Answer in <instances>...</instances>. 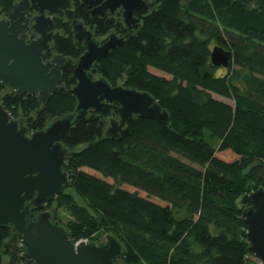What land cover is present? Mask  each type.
Returning <instances> with one entry per match:
<instances>
[{"label":"trees","instance_id":"obj_1","mask_svg":"<svg viewBox=\"0 0 264 264\" xmlns=\"http://www.w3.org/2000/svg\"><path fill=\"white\" fill-rule=\"evenodd\" d=\"M18 1L0 0V18ZM147 1L148 9L135 12L142 26L131 32L122 14L95 18L71 0L73 8L55 18L52 51L44 55L67 57L65 92L48 102L0 82L4 108L17 120L32 117L30 131L76 112L73 74L86 50L73 34L78 18L96 38L113 30L128 36L91 72L149 92L170 116L168 125L135 116L111 139L107 119L117 112L77 113L62 136L70 185L31 216L56 204L68 219L55 211L53 220L74 242L100 244L113 235L124 246L116 264H258L239 200L264 188V0ZM216 45L232 52L223 74L211 61ZM23 251L21 234L0 226V264L5 256L7 264H36Z\"/></svg>","mask_w":264,"mask_h":264},{"label":"water","instance_id":"obj_2","mask_svg":"<svg viewBox=\"0 0 264 264\" xmlns=\"http://www.w3.org/2000/svg\"><path fill=\"white\" fill-rule=\"evenodd\" d=\"M95 18H105L122 10V20L132 32L142 26L135 15L148 9L147 0H81ZM71 0H19L10 13L0 18V82L19 94H37L46 103L54 93H64L61 85L67 57L52 54L56 35L55 18L71 10ZM73 34L85 52L75 64L73 92L77 98L76 112L53 120L47 127L30 131L4 108L0 96V226H11L21 234L23 257L36 264H116L123 244L107 234L105 242L96 244L74 242L50 210L31 216V209H41L70 185L64 170L68 149L63 134L78 114L90 110L115 111L110 117L105 136L120 137L128 121L140 116L168 125L169 112L149 92L111 85L104 77L91 72L95 62L109 57L112 50L124 45L127 37L111 33L105 41L96 38L93 30L81 19H73ZM34 35V37H32ZM232 52L216 45L211 51L215 67L228 68ZM243 219L248 228L249 253L264 264V188L243 195Z\"/></svg>","mask_w":264,"mask_h":264},{"label":"rangeland","instance_id":"obj_3","mask_svg":"<svg viewBox=\"0 0 264 264\" xmlns=\"http://www.w3.org/2000/svg\"><path fill=\"white\" fill-rule=\"evenodd\" d=\"M112 32H113V33H117L115 30H113V31H111L110 33H108L106 36L98 37V39H99L100 41H105V40L107 39V37H108ZM117 34L119 35V33H117ZM119 36H120V35H119ZM150 70H151L152 72L156 73V74H159V75H163V76H167V77H169V76L166 75L165 73H162V72H160V71H157V70H155L154 68H150ZM225 72H226V68H221V69L218 71V74H223V73H225ZM96 77H99V76H96ZM120 83L123 85V82H122V81L119 82V85H120ZM215 97L218 98V99H220V100H223V101H225V102H228V103H231V104L233 103L230 99H227V98H224V97H221V96H218V95H216ZM110 117H111V118H118V115H112V116H110ZM110 117L107 119V122H108V126H107V128L110 126ZM18 121H19L20 123L27 124L28 119H27L26 117H21V118L18 119ZM85 170H86L87 172H89V173H92V174H95V175H98V176H99V174H97L96 172H94V171H92V170H90V169H88V168H85ZM108 181L113 182L111 179H108ZM125 188H127V189H129V190H131V191L135 190V189H134L132 186H130V185H125ZM141 195L146 196V194L143 193V192H141ZM153 200L156 201V202H160V203L164 204L162 201H160V200L157 199V198H153ZM56 209H57L56 204H53L52 207H51V209H50V211L52 212V215H54L55 211H57L58 215H60V217H61L64 221H67V219H68V215H67V213H66L64 210H62V209H59V210H56ZM105 237H106V235L101 239V241H99V243H100V242H101V243H104V242L106 241V240H105ZM254 260H255L258 264H263L262 261H261L260 259H258L257 257H254ZM8 261H9V258H8L7 256H5V257L3 258V263H4V264H7Z\"/></svg>","mask_w":264,"mask_h":264},{"label":"flooded vegetation","instance_id":"obj_4","mask_svg":"<svg viewBox=\"0 0 264 264\" xmlns=\"http://www.w3.org/2000/svg\"><path fill=\"white\" fill-rule=\"evenodd\" d=\"M149 3V2H148ZM119 14H122V10H118L116 11L115 14H108V17H118ZM27 124H28V121H27ZM30 124V123H29Z\"/></svg>","mask_w":264,"mask_h":264},{"label":"built area","instance_id":"obj_5","mask_svg":"<svg viewBox=\"0 0 264 264\" xmlns=\"http://www.w3.org/2000/svg\"><path fill=\"white\" fill-rule=\"evenodd\" d=\"M84 241H88L87 239H83Z\"/></svg>","mask_w":264,"mask_h":264}]
</instances>
